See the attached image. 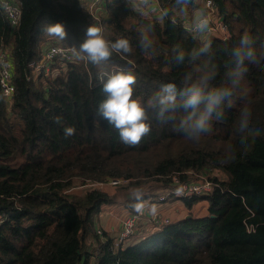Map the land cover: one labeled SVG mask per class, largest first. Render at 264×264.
I'll list each match as a JSON object with an SVG mask.
<instances>
[{"label": "trees", "instance_id": "trees-1", "mask_svg": "<svg viewBox=\"0 0 264 264\" xmlns=\"http://www.w3.org/2000/svg\"><path fill=\"white\" fill-rule=\"evenodd\" d=\"M14 1L21 9L18 27L10 25L0 7V54L10 51L16 87L9 102L0 85V264H81L83 258L85 264H264V73L249 66L242 90L225 107V118L214 121L212 133L198 143L176 133L172 122L156 120L149 110L151 131L138 146H126L118 131L97 115L105 98L99 76L104 70L132 72L134 98L145 101L163 83L179 85L184 69L173 65L171 56L177 44L185 50L199 44L200 37L184 25L193 23V10L180 15L173 10L174 0H158L170 10L159 21L150 10L139 14L134 0H104L98 15L82 0ZM206 1L194 0V8L208 13ZM212 2L215 15L229 29L227 39L206 37L223 76L228 50L243 32L257 38L258 49L264 45V0ZM55 22L65 25L64 41L43 31ZM147 23L155 25L154 56L137 47L139 29ZM90 25L101 27L110 41L129 39L132 54L114 53L102 66L91 64L79 53ZM49 42L73 48L78 58L65 68L56 61L53 74H37L31 63L41 60ZM244 94L251 100V126L261 129L246 150L239 147L236 131ZM57 116L60 124L54 122ZM66 127H74V135L65 137ZM197 174H208L215 191L171 199L189 211L206 202L209 214L190 212V218L119 247L107 234L101 239L95 228L115 196L97 188L78 189L112 179L126 180V192L149 183L164 189L190 182Z\"/></svg>", "mask_w": 264, "mask_h": 264}, {"label": "clouds", "instance_id": "clouds-1", "mask_svg": "<svg viewBox=\"0 0 264 264\" xmlns=\"http://www.w3.org/2000/svg\"><path fill=\"white\" fill-rule=\"evenodd\" d=\"M134 8L139 14L153 6V0H134ZM194 12L193 31L200 37L198 46L185 50L179 44L173 48L171 63L183 68L179 85L163 83L147 100L134 98L136 76L124 70L101 72L99 79L105 98L98 104L97 115L106 120L119 133L120 141L126 146H138L151 131L149 123L151 110L154 118L166 124L173 123V130L191 142H199L201 138L213 131V122L225 118V107H231L233 98L243 88L249 66L264 73V45L258 49L257 38L245 31L228 54L230 60L223 76L215 63L212 42L206 38L211 32V20L206 11L194 8V0H174L173 10L180 15ZM170 10L160 9L159 21L169 17ZM49 37L64 41L67 32L63 22L49 23L43 29ZM155 25L147 23L139 29L137 47L144 54L155 55L157 42L154 37ZM133 46L129 39L120 38L110 41L105 38L99 26L86 28L79 53L93 65L106 64L114 53L130 55ZM219 78V82H218ZM242 101L236 131L238 143L246 150L250 141L261 135V129L251 126V100L247 94L241 95ZM60 124L61 117L54 118ZM74 127L64 128L65 137L74 135ZM235 147V146H234ZM235 151H233L234 153ZM182 190H177V195ZM136 211L142 206L136 205Z\"/></svg>", "mask_w": 264, "mask_h": 264}, {"label": "built area", "instance_id": "built-area-1", "mask_svg": "<svg viewBox=\"0 0 264 264\" xmlns=\"http://www.w3.org/2000/svg\"><path fill=\"white\" fill-rule=\"evenodd\" d=\"M85 8L93 15H98L103 10L104 0H82ZM0 7L5 13L10 25L15 28L18 27L21 21V9L20 6L14 0H0ZM206 7L208 9V15L211 20V32L210 35L216 36L219 39H227L229 37V29L227 25L222 20H213V15L216 12V7L212 0L206 1ZM162 9L158 0H153V6L150 10L153 14L158 15L159 10ZM99 18V17H97ZM184 25L189 29L190 32L193 31V23L188 24L184 22ZM78 58V52L73 48H67L60 45H51L43 54L41 60L34 61L31 63V68L35 73L46 72L48 75L55 73L52 69L54 63L59 61L62 67L65 68L68 63L75 62ZM14 65L11 61V54L8 49L3 50L0 54V85L2 89L3 96L6 100L11 102L16 92V87L14 85ZM198 182H182L173 189L174 191L171 195L174 197L182 198L189 196H200L215 191V183L207 178L202 177L197 180ZM108 184L112 186L119 187L127 183L123 179H112ZM106 184V183H101ZM181 189L182 194L177 195V190ZM167 197H162L159 202H164ZM142 206L141 211L135 210L123 219L121 224V229L119 236L116 239V246H122L126 244L129 240L137 235H144L148 232H157L165 226L169 225L171 222L164 216L158 214L154 210V203L143 202L140 204ZM2 220H0L1 222ZM146 226L147 229H142V226ZM97 233L102 239L106 240L105 234L102 229H97Z\"/></svg>", "mask_w": 264, "mask_h": 264}, {"label": "rangeland", "instance_id": "rangeland-1", "mask_svg": "<svg viewBox=\"0 0 264 264\" xmlns=\"http://www.w3.org/2000/svg\"><path fill=\"white\" fill-rule=\"evenodd\" d=\"M204 4H205V2H204ZM213 20L216 21V20H219V18L214 14L213 15ZM208 176H209L208 174H206V175L205 174H203V175L202 174L201 175L197 174V175L191 176L192 177L191 181L198 182L197 180L201 179L202 177L207 178ZM221 179L222 180H227V176L226 175H222ZM128 184L129 183L127 182L124 185L119 186V187L112 186L111 184H108V183H106V184H95V185H87L88 187H79L78 189H79V191H81V190H84L86 188H97V189H100V190H102L104 192L109 193L111 196H115L114 198L116 199V202H119V201H117V199L119 197H122V199L120 200V202L122 204H126L130 199L133 200L134 207L136 205L142 204L143 202H152V203H154V206H155V209H156L155 211L158 214H160V215L164 216L165 218H167L171 223L174 220V219H172V218H174L172 216H173V213L176 211L175 209L181 210V216L182 217H184L185 215L191 216L189 214L190 212L193 213V216L194 215L198 216L199 214L203 213V211L205 209H206L205 214H209L208 207L205 208V206H208V203H206V202H205V204H207V205H205L204 207H203V205H201L200 207L195 206L192 211H189L180 202L177 203L176 199H171L172 198L171 197V193L174 191L173 189H175L176 187L170 186L169 188L160 189L161 187L158 184L149 183L147 185H144V186L140 187V189L132 188L131 190L126 192L125 190L122 189V187L128 186ZM128 193L131 194L130 195L131 198H127L126 197V194H128ZM153 194L156 197L147 198V197H149V196H151ZM162 197H165V198L167 197V200L164 201V202H159V199L162 198ZM159 205H161L162 207L158 210L157 207ZM161 209H162V211H161ZM165 212H167V214H165ZM168 214L170 216L171 215L172 216L170 217Z\"/></svg>", "mask_w": 264, "mask_h": 264}, {"label": "crops", "instance_id": "crops-1", "mask_svg": "<svg viewBox=\"0 0 264 264\" xmlns=\"http://www.w3.org/2000/svg\"><path fill=\"white\" fill-rule=\"evenodd\" d=\"M51 45H53L52 42H49L46 45H44L43 54ZM129 196H128V198H129ZM121 199H122V197H119L117 199V201H119V202L115 201V203L112 206L105 207L104 212H102L97 217V219L95 221V228L102 229L105 236L107 234V236L112 238L114 240V242H116V239L119 236L123 219L126 218L129 214H131L135 210L134 202H127L126 204H122L120 202ZM201 205H203V207H204L207 204H205V202H202V203L198 204L197 207H200ZM159 206H158L159 208L157 207L158 210L162 207L161 205H159ZM153 207H154V210H156L154 205H153ZM206 207H208V206H205V208ZM175 210L176 211L173 213V216L171 215L172 217H174V218H172V219H174L173 221H177V220L182 219L183 217L181 216V210H178V209H175ZM161 211H162V209H161ZM205 212H206V209L203 211V213L199 214L198 216H200V217L206 216L207 214H205ZM165 214H167V212H165ZM185 216H187V215H185ZM145 228L147 229V227L145 225L142 226V229H145ZM147 231H148V229H147ZM100 238L102 239V237H100ZM88 242L90 243L91 241L88 240ZM84 262H85V260L83 258L81 264H85Z\"/></svg>", "mask_w": 264, "mask_h": 264}, {"label": "water", "instance_id": "water-1", "mask_svg": "<svg viewBox=\"0 0 264 264\" xmlns=\"http://www.w3.org/2000/svg\"><path fill=\"white\" fill-rule=\"evenodd\" d=\"M131 196H129V198H130ZM189 218L191 217V216H188Z\"/></svg>", "mask_w": 264, "mask_h": 264}]
</instances>
